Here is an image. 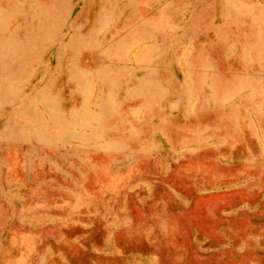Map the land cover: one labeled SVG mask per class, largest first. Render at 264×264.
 Returning a JSON list of instances; mask_svg holds the SVG:
<instances>
[{
  "label": "rangeland",
  "instance_id": "1",
  "mask_svg": "<svg viewBox=\"0 0 264 264\" xmlns=\"http://www.w3.org/2000/svg\"><path fill=\"white\" fill-rule=\"evenodd\" d=\"M0 264H264V0H0Z\"/></svg>",
  "mask_w": 264,
  "mask_h": 264
}]
</instances>
